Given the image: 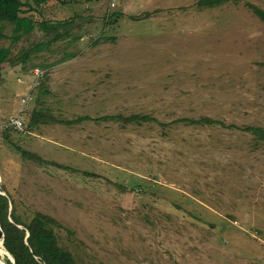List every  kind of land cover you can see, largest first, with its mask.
<instances>
[{
  "label": "rangeland",
  "instance_id": "obj_1",
  "mask_svg": "<svg viewBox=\"0 0 264 264\" xmlns=\"http://www.w3.org/2000/svg\"><path fill=\"white\" fill-rule=\"evenodd\" d=\"M22 1L37 20L72 17L78 39L4 64L0 126L34 98L22 107L25 132L6 138L0 128V192L11 208L54 217L78 264H264V140L181 120L264 127V21L245 5L264 9V0ZM13 34L0 23L12 57L50 38ZM34 69L48 72L41 88ZM35 107L63 119L139 113L159 122L28 128ZM14 142L67 167L22 156Z\"/></svg>",
  "mask_w": 264,
  "mask_h": 264
},
{
  "label": "trees",
  "instance_id": "obj_2",
  "mask_svg": "<svg viewBox=\"0 0 264 264\" xmlns=\"http://www.w3.org/2000/svg\"><path fill=\"white\" fill-rule=\"evenodd\" d=\"M49 0H33L36 5H42L47 3ZM111 0H109L110 3ZM227 0H199L200 6L213 7L223 4ZM24 5L29 6L28 2L22 0H0V23H8L13 26L12 40L17 41L22 38L23 35L31 33L35 29L41 30L45 35L50 38L46 42L35 44L20 52L15 57L11 55V48L9 46H0V77L3 74L4 64L10 62L17 64L19 62L27 63L32 52L40 51L43 46H50L53 42L63 40L64 38H72L71 40L78 39V35L71 36L70 29L74 24V19L68 18L65 20L51 21L47 19L37 20L30 15H25L23 9ZM251 11L262 21H264V9L257 4L252 2H246ZM113 15V14H112ZM116 16L122 14L117 13ZM71 55V54H69ZM48 72L44 71L41 74L32 73L37 75L39 81V87L44 85L47 78ZM42 91H46L43 89ZM34 99V98H33ZM30 110V107L29 109ZM46 118V119H45ZM88 119H94L95 121L106 120L114 123H137L144 124L146 122L154 121L159 122L156 117L147 114H131L130 116L122 114L103 115L98 118H93L89 115L77 117L75 119H63L55 117L49 112H42L41 108L35 107L32 111L29 119L28 128H32L34 125H38L42 122H55L66 125L74 123H81ZM181 120L188 121V123L198 125H216L227 126L229 128H242L254 134V137L264 140V127L258 125H244L239 126L233 122L226 125L224 121L212 118L210 116H202L197 119L182 118ZM26 121V118H25ZM5 131V137L8 138L9 133L12 129ZM13 147L21 151L22 156H27L38 161L45 163L54 164L58 167H67L54 161H45L37 153L20 149L16 146L15 142ZM4 186L0 184V189L4 190ZM60 225L54 217L48 214L35 211L31 217L22 215L17 212L16 205L11 208L10 200L8 195L0 193V234L3 231L4 234V245L2 240V246L9 251L14 257L15 264H78L76 258L70 250L60 245L57 234L53 226ZM9 264H13L8 261Z\"/></svg>",
  "mask_w": 264,
  "mask_h": 264
},
{
  "label": "built area",
  "instance_id": "obj_3",
  "mask_svg": "<svg viewBox=\"0 0 264 264\" xmlns=\"http://www.w3.org/2000/svg\"><path fill=\"white\" fill-rule=\"evenodd\" d=\"M116 4V0H111L110 1V7L115 6ZM110 12V11H109ZM108 12V14H109ZM32 72L38 74L37 70H32ZM20 81L24 82V79L20 78ZM28 97V99H27ZM30 99H33L32 96L26 95L24 98L21 99L20 101V113L17 115H10L9 117H7L1 124L0 128L1 130H7V129H12L13 131L16 132H25V128H26V121L25 118L23 116V114L25 115V109L26 108H22L25 107V105L29 102Z\"/></svg>",
  "mask_w": 264,
  "mask_h": 264
},
{
  "label": "water",
  "instance_id": "obj_4",
  "mask_svg": "<svg viewBox=\"0 0 264 264\" xmlns=\"http://www.w3.org/2000/svg\"><path fill=\"white\" fill-rule=\"evenodd\" d=\"M3 194V193H2ZM2 242H4V239H3V241ZM10 254V253H9ZM11 255V254H10ZM11 258H12V260L10 259V261L13 263V264H15V260H14V257L11 255Z\"/></svg>",
  "mask_w": 264,
  "mask_h": 264
},
{
  "label": "bare ground",
  "instance_id": "obj_5",
  "mask_svg": "<svg viewBox=\"0 0 264 264\" xmlns=\"http://www.w3.org/2000/svg\"><path fill=\"white\" fill-rule=\"evenodd\" d=\"M8 254H9V253H8ZM0 259H1V258H0ZM1 261H2V259L0 260V263H1V264H4V263H3V262H1Z\"/></svg>",
  "mask_w": 264,
  "mask_h": 264
},
{
  "label": "clouds",
  "instance_id": "obj_6",
  "mask_svg": "<svg viewBox=\"0 0 264 264\" xmlns=\"http://www.w3.org/2000/svg\"><path fill=\"white\" fill-rule=\"evenodd\" d=\"M0 181H1V179H0ZM1 193V192H0ZM5 247V246H4ZM8 251V250H7ZM9 252V251H8Z\"/></svg>",
  "mask_w": 264,
  "mask_h": 264
}]
</instances>
